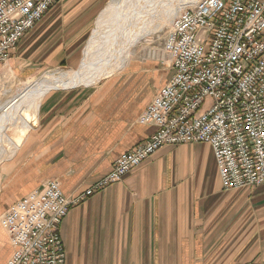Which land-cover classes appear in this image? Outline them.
Here are the masks:
<instances>
[{
    "label": "crops",
    "instance_id": "obj_1",
    "mask_svg": "<svg viewBox=\"0 0 264 264\" xmlns=\"http://www.w3.org/2000/svg\"><path fill=\"white\" fill-rule=\"evenodd\" d=\"M98 4L57 0L9 64L24 77L78 52ZM172 75L138 66L95 86L49 88L21 148L0 168V212L54 178L73 198L101 181L156 131L139 117ZM61 233L67 264H264V183L226 189L210 145H164L73 204ZM12 252L0 223V264Z\"/></svg>",
    "mask_w": 264,
    "mask_h": 264
},
{
    "label": "built area",
    "instance_id": "obj_2",
    "mask_svg": "<svg viewBox=\"0 0 264 264\" xmlns=\"http://www.w3.org/2000/svg\"><path fill=\"white\" fill-rule=\"evenodd\" d=\"M56 2L0 0V64ZM165 49L173 75L139 117L156 131L80 196H67L61 180L51 179L12 204L0 217L13 248L6 264H67L61 225L71 206L119 182L164 145H210L226 189L264 183V0L183 4Z\"/></svg>",
    "mask_w": 264,
    "mask_h": 264
},
{
    "label": "rangeland",
    "instance_id": "obj_3",
    "mask_svg": "<svg viewBox=\"0 0 264 264\" xmlns=\"http://www.w3.org/2000/svg\"><path fill=\"white\" fill-rule=\"evenodd\" d=\"M110 1L111 0H100V4H98L97 9H96L95 17L90 23L88 32L81 40L78 52L76 53L69 52L66 54L70 56L69 59L67 56L65 60L59 62L57 65L52 66V67H45L40 70H34L30 75L28 74V70L24 69L22 73H24L25 76L23 77L21 74L15 71L12 64H9L12 54L15 51L13 50L10 57L4 63L0 64V101H4L6 99H12L14 94L17 91H19L21 88L26 86L29 83V81H36L42 78L47 72H50L53 70H62V69H70L73 71L79 70L84 61L86 46L89 43V41L94 38L96 34L95 31L98 30V28L106 27V39L105 40L108 43V44H105V46L101 45V48L98 49V52L102 50H106L109 47L110 45L109 38L112 35L114 39L119 36L118 43L115 44V47L113 49L109 48L108 49L109 51L107 52V54H105V56L106 55L107 56L103 64L106 66L108 62H112V61L113 62L119 61L121 63L124 61V63L119 68H117V70H115L113 73H109L108 75L100 79L98 82L92 85H87V86H95L98 84L106 83L109 80H112L114 77L119 76L120 74H123L125 70L131 69V68H138V66H142L143 68H146V69L152 68L155 70L158 68L161 71H166V72L169 70L171 71L172 69L171 68V58L169 54L166 52L165 46H166L168 33L171 29L172 19L174 15L176 14V12L178 11V9L181 7V5L189 3V2H194L195 0H167L170 3L169 7L168 5H165L166 1L164 0L163 3L161 4L159 3V5L156 6L158 7V10L156 11V13L154 12L153 14H150V15H149L150 12H147L146 10L145 11L140 10L137 14H135L133 20H131L128 24L124 25L123 29L125 30H122L120 27L122 23L121 18L123 16H126V17L128 16L129 7H125L122 10H120L119 8L115 13L110 11L109 12L110 15L109 17L107 16L106 21H104V23L100 27L97 26L101 14L104 12V10L107 7V4ZM151 1H155V0H151ZM131 2H135V0H131ZM151 5L153 6V2L151 3ZM136 10L137 8L134 9V11ZM105 15H108V14H105ZM153 17L156 18L155 23L157 24V26L155 28H149V29H147L146 27L145 28L147 29L146 36L144 35L142 36L141 28L146 23H148L150 19H153ZM158 25L160 26V28L158 27ZM134 29H136L135 31H137V37H139L140 35L141 38L131 45L129 49L130 53L126 55L125 52L128 50V47H126L125 45L128 42L124 40L128 37V34H131L134 31ZM148 32L150 33L147 34ZM117 52L120 53L118 56H116L115 54ZM83 53H84V56H83ZM73 58H75V60ZM121 63H119V65ZM150 65H152V67H150ZM107 66H110V64H108ZM9 69H12L15 75L13 74L10 75L11 73L8 74L7 71H9ZM30 76H35V77L28 79V77ZM21 79H24V80H21ZM87 86L80 85V86H77V88H82V87H87ZM5 91H7V93H5ZM211 104H212V100H208L207 105H211ZM31 129L32 128H30L27 133H29ZM26 137L27 136L24 137L17 151L21 148ZM17 151L14 153L13 156H7V154L2 156L0 159V168L2 165L6 164L8 161L14 158ZM54 179L60 180L59 178H54ZM3 213H4L3 211L0 212V217Z\"/></svg>",
    "mask_w": 264,
    "mask_h": 264
},
{
    "label": "bare ground",
    "instance_id": "obj_4",
    "mask_svg": "<svg viewBox=\"0 0 264 264\" xmlns=\"http://www.w3.org/2000/svg\"><path fill=\"white\" fill-rule=\"evenodd\" d=\"M163 1L164 0H135V2H131V0H111L101 14L97 26L100 27L104 21H106L107 16L109 17L110 15V11L115 13L119 8L122 10L125 7H129L128 16H123L121 18L122 23L120 27L122 30H125L123 29L124 25L133 20L135 14L140 10L150 12L149 15L154 12L156 13L158 10L156 6H158L159 3H163ZM165 1V5L169 7L170 3L167 0ZM152 2L153 6L151 5ZM136 8L137 10L134 11ZM154 18L155 17L150 19L148 23L141 28L142 36H146L147 29L157 26L155 23L156 18ZM146 27L147 29H145ZM158 27L160 28L159 25ZM135 30L136 29H134L131 34H128V37L124 40L128 42L125 45L128 47V50L125 52L126 55L130 53L129 49L131 45L141 38L140 35L137 37V31ZM95 33L94 38L91 39L86 46L84 61L79 70L62 69L47 72L42 78L36 81L26 82L28 84L17 91L12 99L0 101V159L6 154L7 156H13L17 151L27 132L36 122L40 102L49 88L56 86L94 84L123 65L124 61L122 63L119 61L108 62L106 66L108 64H110V66L107 67L103 64L107 56H105V54H107L109 48L113 49L115 47V44L118 43L119 36L114 39L112 35L109 38V47L106 50L98 52L101 45L105 46V44H108L105 40L106 27L98 28ZM149 33L150 32L147 34ZM115 54L118 56L120 53L117 52ZM119 63L121 64L119 65ZM5 93H7V91H5Z\"/></svg>",
    "mask_w": 264,
    "mask_h": 264
}]
</instances>
